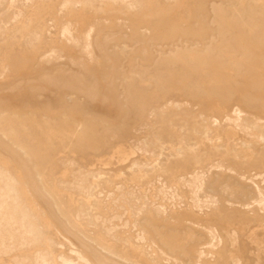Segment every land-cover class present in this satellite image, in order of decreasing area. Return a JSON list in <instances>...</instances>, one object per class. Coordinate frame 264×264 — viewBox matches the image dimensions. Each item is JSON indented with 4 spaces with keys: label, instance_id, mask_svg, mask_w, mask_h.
Masks as SVG:
<instances>
[{
    "label": "rangeland",
    "instance_id": "374dc122",
    "mask_svg": "<svg viewBox=\"0 0 264 264\" xmlns=\"http://www.w3.org/2000/svg\"><path fill=\"white\" fill-rule=\"evenodd\" d=\"M263 125L264 0H0V264H264Z\"/></svg>",
    "mask_w": 264,
    "mask_h": 264
},
{
    "label": "bare ground",
    "instance_id": "6f19581e",
    "mask_svg": "<svg viewBox=\"0 0 264 264\" xmlns=\"http://www.w3.org/2000/svg\"><path fill=\"white\" fill-rule=\"evenodd\" d=\"M125 1V0H124ZM259 1V0H258ZM201 4V3H200ZM224 4V3H223ZM134 5V4H133ZM236 5V4H235ZM131 6H132V3H131ZM217 6V5H216ZM136 7V6H135ZM220 8V7H218ZM217 8V9H218ZM126 9V8H125ZM239 12V11H237ZM224 13V12H222ZM236 15V14H235ZM256 18V17H255ZM237 19V18H236ZM250 28V27H249ZM253 28V27H252ZM90 31V30H89ZM88 31V33H89ZM88 39V38H87ZM167 39V38H166ZM219 41V40H218ZM93 44H94V48L98 51L99 54L102 53V49H101V46H100V43L98 40H94L93 41ZM233 45V44H232ZM163 46V45H162ZM170 48V47H169ZM173 55V54H172ZM188 61V60H187ZM209 68V67H208ZM74 69L79 72L80 76H75L74 73H71V75L68 73V71L66 69H64L62 67L61 64L57 65L55 68L52 69V71H49V72H46L44 74V77L46 78L45 81H47L51 86H53V92H54V99L56 98L57 100L56 101H53L52 100H42L40 101L39 99L42 97V95L40 93H37L36 94V102L34 103H30L28 100H25L23 101V106L24 107H37V108H40L43 112V114L45 115L46 113H49V112H55L57 110H66V111H69V112H72L74 116H79V114L83 115V116H88L90 115L89 113V109L86 108V106L83 104V102L81 101V96L85 97L88 101H93L95 99V96H96V89L95 87H93V82H92V85L89 84V85H86V82L89 81L88 78L86 77H89L86 75L85 77V74L82 72L81 68L78 67V66H74ZM113 81L115 80V78H112ZM38 99V100H37ZM231 116V115H230ZM237 117V116H236ZM233 118H231L230 120H232ZM238 119V118H236ZM251 119V118H250ZM226 120V119H225ZM239 120V119H238ZM237 120V121H238ZM214 121V120H213ZM235 121V122H237ZM231 122V121H229ZM213 123V122H212ZM216 123V122H215ZM225 123V122H223ZM263 123V122H262ZM214 124V123H213ZM222 124V123H221ZM220 124V125H221ZM231 124V123H230ZM234 124V123H233ZM227 125V124H226ZM235 125V124H234ZM239 126V125H238ZM236 126V127H238ZM264 126V125H263ZM235 128V126H234ZM241 128V127H240ZM236 129V128H235ZM246 129V128H245ZM244 134V133H243ZM246 134H247V130H246ZM235 142V141H234ZM217 165V164H215ZM224 167V166H223ZM214 168V167H213ZM211 168V170L213 169ZM216 168V167H215ZM214 168V169H215ZM220 168V167H219ZM213 169V170H214ZM218 169H216L215 171H217ZM229 170V168L227 169V171ZM210 171V170H209ZM226 171V172H227ZM219 172V171H218ZM242 172V171H241ZM199 173V172H198ZM222 173V172H221ZM225 173V172H224ZM228 173V172H227ZM232 174V172H231ZM252 174V173H251ZM205 175V174H204ZM208 175V174H207ZM245 175V174H243ZM264 175V174H263ZM252 176V175H251ZM257 176V175H255ZM259 176V175H258ZM200 177V176H199ZM206 177V176H205ZM204 177V178H205ZM244 177V176H243ZM203 178V177H202ZM237 178V177H236ZM239 178V177H238ZM254 177H252L253 179ZM256 179V178H255ZM258 179H261V177L259 176ZM191 180V179H190ZM194 180V179H192ZM191 180V181H192ZM201 180V179H200ZM214 181V180H213ZM244 181V180H242ZM193 182V181H192ZM246 182V181H245ZM250 182V181H249ZM195 183V182H194ZM263 183L262 182H259V184ZM154 184V182H153ZM201 184H203L201 182ZM251 184V182H250ZM264 184V183H263ZM262 184V185H263ZM195 185V184H194ZM253 185V184H252ZM192 186V185H191ZM189 186V187H191ZM196 186V185H195ZM164 187V186H163ZM199 187V186H198ZM243 187V186H242ZM254 188H256L255 186H253ZM264 187V186H263ZM31 188H32V191L34 192L35 195H37L38 197H41V193H42V189H41V185L39 184V182H37V177L34 176V181L33 183H31ZM201 188V186H200ZM233 188H235L233 186ZM198 190V188H196ZM232 190V189H231ZM117 191V190H116ZM121 191V190H120ZM131 191V190H130ZM207 191V190H206ZM236 191V190H234ZM240 191V190H239ZM256 191V190H254ZM141 192V191H140ZM197 192L196 190L194 191V193ZM260 192V191H259ZM166 193V192H165ZM195 195V194H194ZM259 195V194H258ZM200 196V195H198ZM111 197V196H110ZM145 197V196H144ZM194 197V196H193ZM195 198V197H194ZM193 198V201H195ZM197 198V197H196ZM195 198V199H196ZM260 198V197H259ZM136 199V198H135ZM226 199V198H225ZM263 199V198H262ZM261 199V201H262ZM197 200V199H196ZM206 200V199H205ZM244 200V199H243ZM204 201V200H202ZM211 201V200H210ZM116 202V201H115ZM192 202V201H190ZM198 202V201H197ZM204 202H208V199L207 201H204ZM253 202V201H252ZM194 203V202H193ZM201 204V201L198 202ZM210 203V202H209ZM208 203V204H209ZM224 203V202H223ZM163 204V203H162ZM195 204H197L195 202ZM256 204H259L258 202H256ZM203 205V202L202 204ZM212 205V204H211ZM254 205V204H253ZM251 205V207L253 206ZM207 206V205H206ZM260 206V205H259ZM199 207V206H198ZM201 207V206H200ZM245 207V206H244ZM246 207H249V206H246ZM258 207V205H257ZM262 207V206H260ZM258 207V209L260 208ZM173 208V207H172ZM194 209V208H193ZM204 209V208H203ZM241 209V208H240ZM247 210L249 208H246ZM257 209V210H258ZM261 209V208H260ZM264 209V208H263ZM261 211V210H260ZM258 212V211H257ZM259 213H264V212H259ZM257 214V213H255ZM46 215V213H45ZM163 215V214H162ZM47 216V215H46ZM262 216V215H261ZM113 218V217H112ZM48 223V222H47ZM183 223V222H182ZM187 224V223H186ZM192 224V223H191ZM48 226V225H47ZM195 228V227H194ZM211 237V236H210ZM211 238H214L211 237ZM212 240V239H211ZM214 240V239H213ZM217 240V238L215 239ZM211 245V244H210ZM215 246V245H214ZM210 247V246H208ZM199 249V248H198ZM203 249V248H202ZM213 250V248H212ZM68 251V250H67ZM200 254V253H199ZM208 255V254H207ZM210 255V254H209ZM201 256V255H200ZM198 257V256H197ZM207 258V257H206ZM198 260V259H197ZM196 260V261H197ZM53 261V260H52ZM63 262V261H62ZM54 264V263H53ZM179 264V263H178Z\"/></svg>",
    "mask_w": 264,
    "mask_h": 264
}]
</instances>
